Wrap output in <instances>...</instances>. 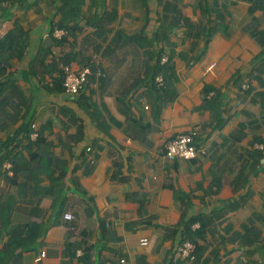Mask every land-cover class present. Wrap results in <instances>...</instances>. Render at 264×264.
<instances>
[{
	"label": "crops",
	"instance_id": "obj_1",
	"mask_svg": "<svg viewBox=\"0 0 264 264\" xmlns=\"http://www.w3.org/2000/svg\"><path fill=\"white\" fill-rule=\"evenodd\" d=\"M202 1L178 0L182 17L214 22L224 5L226 29L189 64L182 53L201 54L205 41L186 37L183 19L172 45L148 44L161 0H84L61 37L63 0H0V39L16 30L21 52L0 57V264H264V158L252 168L264 139V73L255 72L263 47L251 33L264 28V3L208 0L206 13ZM112 12L99 36L107 17L99 18ZM158 47L172 53L177 96L167 103L156 100L145 63L144 51ZM46 48L38 79L31 65ZM61 55H75V70L91 67L78 95L58 90L59 72L49 70ZM208 87L218 104L205 105ZM43 126L46 140L31 145L29 131ZM198 126L197 157H164L169 140ZM46 152L58 163L48 164ZM242 173L249 184L238 187ZM183 215L211 220L195 260L178 253ZM200 227L196 220L191 229Z\"/></svg>",
	"mask_w": 264,
	"mask_h": 264
},
{
	"label": "trees",
	"instance_id": "obj_2",
	"mask_svg": "<svg viewBox=\"0 0 264 264\" xmlns=\"http://www.w3.org/2000/svg\"><path fill=\"white\" fill-rule=\"evenodd\" d=\"M146 5L148 0H144ZM163 5L162 10V18H161V26L157 30V32L154 34L153 40L148 41V44L152 47H154L158 43H166L168 45H172V42H170V34L171 29L177 25H179L181 19L184 21V25L187 27L186 37L194 38L195 42H198L201 38L205 41V46L201 52V54H197L196 56L189 55L186 53H182V56L187 59V62L189 64H192L197 59L201 58L202 54L207 50L208 45L215 33L218 31H225L226 24L224 23L225 17L228 14V11L226 10V6L223 5L220 9H214L212 12L215 14V20L214 22L207 21L206 23L201 22L198 24L192 23L190 20L183 18L181 15L180 8L178 6V0H161ZM252 2L251 9H256L257 7H260L261 4L264 3V0H249ZM203 7L204 11L206 13H211V10L208 9L207 2L208 0H203ZM84 5V0H63V4L60 5V8L58 10L59 12V21L57 22V28L59 29H66L68 31H71L73 29V21L79 17V15L82 12ZM98 16H94V18H97ZM104 17H107L106 22H102L101 24H105V29H100L98 31L99 36H103L107 34L110 31L109 24L115 19L116 13L112 12L107 15H102L99 19H104ZM95 24V23H94ZM16 30L10 31L8 34H6L3 38L0 39V57L4 55L14 56V55H20V48L18 45V41L15 38ZM252 35L257 39V41L262 45L263 50L261 53L255 58V60H261L262 64L258 70L255 72L264 73V28L263 29H252L251 30ZM141 38L142 35L140 36ZM139 37V38H140ZM100 47L98 45L97 49ZM49 48H46L43 52L39 53L32 62L31 65V74L37 76L38 79H40L39 70L36 71L35 66L37 69L42 65V61L44 60L46 54H48ZM166 54L167 51L163 47L146 49L144 51V55L147 57L145 63L147 66V73L151 74V84L152 89L156 92V100L159 102L167 103L169 101H173L177 96V91L173 86L172 83V75H174L173 71V65H171V56L169 53L168 59L166 62L162 61V56ZM75 55H61L57 57H53L51 61V65L53 68L49 70L57 71L59 72V77L56 79V85L58 86V90L64 91L63 82H64V72L61 67V65L68 64L71 59H73ZM151 60L155 61V64L152 66L150 65ZM44 65V72H49L47 69V65ZM37 72V73H35ZM41 74V73H39ZM161 74L164 77V85L159 87L156 83V77ZM2 86V84H1ZM250 85L248 88L249 89ZM212 89L210 87L205 89V105H212V104H218L220 102V98L217 97L215 94H211ZM65 92V91H64ZM212 95V96H211ZM264 97V93L261 94ZM216 96V97H215ZM10 100H12L10 98ZM261 105L264 109V98L261 101ZM263 116H264V110H263ZM48 127H42V129H38L37 137L35 138V141L31 143V145L36 144L38 145L40 142L45 141L44 138V130ZM31 132L29 131L28 137L30 138ZM261 143H264V139L260 140ZM260 143V144H261ZM41 153V152H40ZM36 154L34 155V158L37 159L41 157V155ZM47 155L48 161L50 165L58 163L57 160H55L54 156L52 154L45 153ZM254 154H257L254 156V163L252 165V168L255 169L256 166H258L261 162V160L264 158V151L259 149V151H254ZM18 155H13L12 161L16 162V160L20 157ZM245 171V170H244ZM30 173V171H28ZM65 174H61L59 176V179H62ZM242 178H245V180L239 185L238 187L247 186L249 184V176H244V174H241V179L238 181L241 182ZM59 185L62 183L61 181H58ZM54 186H51V189H53ZM242 200V199H241ZM240 200V201H241ZM236 205H230L226 209L220 212V214H224L228 212L231 208L235 207ZM196 220L201 221V227L198 230H192L191 227L195 223ZM182 224H183V241L184 240H191L196 244V238L202 236L203 233H201V229H204V226L211 222L210 219L204 221L202 218H189L188 220H185V216L182 217ZM245 228L247 229V225H245ZM197 245V244H196ZM197 249V248H196ZM196 259V258H195ZM194 259V260H195Z\"/></svg>",
	"mask_w": 264,
	"mask_h": 264
},
{
	"label": "built area",
	"instance_id": "obj_3",
	"mask_svg": "<svg viewBox=\"0 0 264 264\" xmlns=\"http://www.w3.org/2000/svg\"><path fill=\"white\" fill-rule=\"evenodd\" d=\"M55 34L58 36H63L65 33H67L65 30L62 29H55ZM168 59V56L164 54L162 56V61L166 62ZM96 65V75L101 76L103 75V70L98 62L95 63ZM63 72H64V82L63 87L64 91L71 95H78L81 93L89 80V75L92 73L91 67L86 66L81 70H75L71 64H64L62 66ZM156 83L159 87L164 85V77L163 75L159 74L156 77ZM245 88L249 87V84H244ZM148 108L149 105H146ZM199 126L191 129L190 131L186 133L178 134L173 139L169 140L165 145L164 150V157L168 160H172L174 158H182L185 160L193 159L197 157L201 151H203L202 148H199L197 144L195 143V138L199 133ZM32 138L37 137V133L31 134ZM258 147L264 151V143H261L258 145ZM64 218L68 220L74 219V216L67 212L64 214ZM72 229H75V227H72ZM142 244H148V239H143ZM196 248L197 245L192 242L191 240H184L183 243L180 245L178 253L183 258H189L191 260H194L196 258ZM45 251L41 253V256H45ZM125 260L122 259V262Z\"/></svg>",
	"mask_w": 264,
	"mask_h": 264
},
{
	"label": "water",
	"instance_id": "obj_4",
	"mask_svg": "<svg viewBox=\"0 0 264 264\" xmlns=\"http://www.w3.org/2000/svg\"><path fill=\"white\" fill-rule=\"evenodd\" d=\"M46 40L48 41V40H51V36H47L46 37Z\"/></svg>",
	"mask_w": 264,
	"mask_h": 264
}]
</instances>
